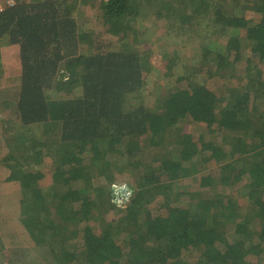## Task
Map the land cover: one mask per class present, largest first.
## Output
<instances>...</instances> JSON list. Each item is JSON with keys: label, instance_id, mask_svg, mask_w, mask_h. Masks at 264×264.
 Segmentation results:
<instances>
[{"label": "trees", "instance_id": "obj_1", "mask_svg": "<svg viewBox=\"0 0 264 264\" xmlns=\"http://www.w3.org/2000/svg\"><path fill=\"white\" fill-rule=\"evenodd\" d=\"M15 1L0 127L9 220L39 264H264V0ZM146 20L200 43L199 60L178 73V52L142 51ZM2 240L0 264H19Z\"/></svg>", "mask_w": 264, "mask_h": 264}, {"label": "rangeland", "instance_id": "obj_2", "mask_svg": "<svg viewBox=\"0 0 264 264\" xmlns=\"http://www.w3.org/2000/svg\"><path fill=\"white\" fill-rule=\"evenodd\" d=\"M97 8V7H96ZM92 17L90 21H88V24H91ZM145 23H140L141 26L145 24V26L148 28L149 31L145 32H139L137 35L138 38V47L142 51H147L151 56H156L158 54H167L170 56L173 53V51L178 52V56L175 60L178 62L174 64V68L178 73H183L186 70V65H193L195 61L199 60V55L202 52V46H200V43H197L196 41H188V39L185 37H179V32H173V33H167L166 29V21L165 20H159L155 23L150 20L143 21ZM93 26H97L96 23ZM115 40V39H114ZM223 41V39H220ZM214 44V42H210L209 45ZM1 55L3 59V64L5 68V77L0 82V91L2 92H8L12 96L16 95L17 93V85L18 83V75L15 73V71L20 69V62L19 58L16 55V51H18L15 47L10 46H3L0 48ZM193 63V64H192ZM242 68L245 70L244 61H240L238 65V71L242 72ZM67 79V78H65ZM206 76H203L202 80L205 81ZM150 80V77H149ZM246 80V79H245ZM151 84L154 81L153 79L150 80ZM226 80L218 81V87L219 89H224L225 85L223 82ZM233 82V81H230ZM235 82V81H234ZM229 84V82H226ZM149 84V88H152V85ZM152 91V90H150ZM16 97V96H15ZM7 116L6 113L3 114V117ZM185 124V131H191L192 133H198L201 132L200 127H197L196 125H186V120L182 123V125ZM2 130L0 127V234L2 236V244L4 248H6L5 252L7 253H13L15 254L17 258V262L19 264H39V256L38 254L33 250L31 246H29L28 243H26L21 235L18 232V229L12 224V222L9 220V209L13 207L11 205L13 198H10V184L8 181H6V177L10 174V169L8 168V165L10 162H7L6 159H4V156L7 153V147L5 145V142L3 140V136L1 135ZM215 141H222L221 136H216ZM227 147L228 144H226ZM41 168L45 169L47 172L52 169V166L48 165V162L44 161V163L40 166ZM208 168V166H207ZM205 170V169H204ZM209 171H212L211 168ZM219 170L216 168L215 173H218ZM47 178H51L47 176ZM126 176H118V181L112 185V192L115 195L114 201L118 203V206L124 207L128 202V199H124L125 193L123 190H120V187H123L126 184ZM187 180L180 181V184H186ZM119 187V188H118ZM227 188V187H226ZM215 191L222 192V193H230L233 192L232 189H225V186H217ZM244 198L242 196H239V201L241 203H244ZM157 204H154L152 206L154 209L157 206ZM157 210V209H156ZM114 213H110L109 217H113ZM70 234H72L73 230H79L81 233V223H72V226L69 227ZM71 242H77L80 244L81 242V235L78 237L77 235L74 236V233L72 234ZM79 239V242H78ZM10 256V255H9Z\"/></svg>", "mask_w": 264, "mask_h": 264}, {"label": "built area", "instance_id": "obj_3", "mask_svg": "<svg viewBox=\"0 0 264 264\" xmlns=\"http://www.w3.org/2000/svg\"><path fill=\"white\" fill-rule=\"evenodd\" d=\"M8 5H14L15 3H16V1L15 0H4ZM3 1V2H4ZM3 2H2V0H0V10H2V8H3Z\"/></svg>", "mask_w": 264, "mask_h": 264}, {"label": "crops", "instance_id": "obj_4", "mask_svg": "<svg viewBox=\"0 0 264 264\" xmlns=\"http://www.w3.org/2000/svg\"><path fill=\"white\" fill-rule=\"evenodd\" d=\"M39 261H40V257H39Z\"/></svg>", "mask_w": 264, "mask_h": 264}]
</instances>
